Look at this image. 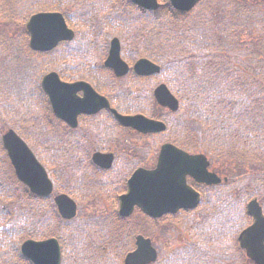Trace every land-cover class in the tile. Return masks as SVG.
Instances as JSON below:
<instances>
[{
    "label": "trees",
    "instance_id": "obj_1",
    "mask_svg": "<svg viewBox=\"0 0 264 264\" xmlns=\"http://www.w3.org/2000/svg\"><path fill=\"white\" fill-rule=\"evenodd\" d=\"M12 1L13 6L14 2L17 6V9L14 7L17 12L13 10L17 13L20 22H25L28 17L39 11L57 10L70 16L68 21L73 22L77 30L82 32L80 40L70 43L73 46L71 48L73 51L70 52L68 58L72 59V61L79 57L75 53L83 50L84 46L88 45L86 38H84L87 34L93 35L96 32L101 34L107 32L110 28H114L115 26L110 24L111 18L119 15L116 10L111 8V1L113 0H81L79 3L80 7L77 6L79 9L77 17L75 14L72 15V7L59 5L58 9H52V3L56 0ZM245 1L257 3L260 0ZM210 2L208 9L202 7V9L199 8L201 10L196 9L189 14L177 13L169 5H164L157 12H147L135 8L133 13L127 14V17H123L121 21L136 26L158 22V26L152 28L153 31H149L148 41L144 40L145 46L147 44L150 46L146 48L145 52L139 49L138 58L144 57L160 63L163 73L167 75V77L163 75L165 83L173 93H177L182 102L181 112L176 116H171V126L167 136L168 141L179 144L181 147L198 151L190 141L208 139V142H215L219 140L220 143L228 144V150L231 153L236 154L241 149L243 154H248L255 151L252 148L264 147V48L258 46L245 47L256 51L247 55L249 61L246 62L247 66L245 69L243 55V57H237L236 63L232 62L231 67L227 69V74L221 71L220 69L224 68V65L226 66L228 63V56L226 57L225 54H227L228 50H233V42L235 41L236 43L238 41L237 47L234 48H240L239 35L234 29L238 25H233V20L238 18L242 22L243 18L241 16L244 17V14L247 13L248 4H239L241 0H237L238 4L233 5L234 10L230 12L231 16H227L226 13L216 11L218 0H210ZM22 6L23 11L21 12L19 7L21 8ZM227 6L229 7V3ZM133 8L130 6V8H124V10L128 11ZM194 13L195 16H193ZM134 17L135 21L133 22ZM243 27V25L238 26L239 29ZM116 30L117 28L111 32L115 34ZM225 31L226 34L224 36L230 42L228 43L229 47H226L222 39L218 37L223 36L222 33ZM108 33L110 34V31ZM104 41H107V39ZM133 41L138 48L145 47L140 40H137V37H134ZM60 54L61 47L49 54H32L31 52L16 50L14 53L15 59L10 61L9 65H15L14 72H19V78L16 75L12 76L11 81L8 84L6 82V85L9 91H12L13 96H28L27 99L22 100L21 106L16 108L17 117L21 114L22 118H30V115L33 114L32 111H36V113L41 115L43 123L35 141L41 148V157L49 166L61 168L62 165L66 169H70V178L73 180V185L65 187L68 188L65 192L78 197L81 195L77 193V189L84 187L83 182L89 181L87 176L91 175V173L86 169L87 162L85 157L80 158L72 166L62 162L63 157L67 155L63 153L64 150H68L67 156H71L70 160L78 158L79 156L75 152L80 145L69 144L63 150L64 131L60 129L59 125H57L58 123L54 120L51 121L50 115H48V107L44 109L41 99L37 96V93L42 94L40 79L50 71H57L67 81L85 79L98 85L100 90H104L102 87L106 85V82L111 84L114 83L113 80L115 79L109 72L101 70L102 67L98 65L92 66V69L98 71L96 72L97 75L92 76V73L91 78L89 74L85 75L84 72L86 67L89 68L90 66L79 64L78 61L73 63L75 66L67 65L61 68L52 63L63 59L62 54L60 56L61 59H59ZM84 54L86 58L83 60L89 63L95 52L94 50L92 52L91 50H85ZM35 63L38 64L36 65ZM69 67L73 68L75 74H72V68L69 69ZM206 68H214L215 71L212 72L214 74L211 75V71L204 72L203 70ZM177 77L180 78L177 79ZM2 82H4L3 79ZM31 96L35 97L30 100ZM10 100L11 97L8 101ZM16 102L17 100L14 99L13 104ZM158 112L161 114L160 111ZM143 113L149 114L148 112ZM153 114L155 113L151 112V115ZM250 114L253 115V118H250ZM1 116H8V113L0 112ZM100 120L101 118L96 122H100ZM210 123L214 126L217 124L218 130H214ZM232 128H234V132L230 131ZM66 131L69 133L68 139L73 141L82 139L80 132L67 129ZM217 131H219L218 135H216ZM180 135L185 139L191 140H182L179 138ZM37 139L42 143L40 144ZM31 140L34 141L32 138ZM216 145L219 144L216 143ZM0 150L5 153L2 148L1 137ZM4 160H8L6 154ZM70 163H73V161ZM262 165V163L257 164L253 168L251 175L258 176L257 173L263 174L264 168H261ZM3 179H0V198L10 200V202L6 203L0 212V223L6 222L8 217L6 210L14 209L16 211L17 208L19 210L16 211L17 214L12 218H15L12 232L8 230L7 233L5 231L3 233L5 237L4 241H2L6 246V251L3 250L4 255L0 254L1 264H30L21 257L19 251V244H21L22 239L28 238L43 240L53 236L58 237L63 246L62 264H124V257L134 248L133 236L137 231L129 230V235L123 237L119 235L123 234L122 231L131 226L132 222L120 221L118 216L112 215L111 217H102L101 220L87 221L84 224L80 222L67 223L58 216L51 198H40L31 195L29 203L26 204L22 201L24 193H26L25 188L20 186L16 179L13 181L19 187L15 188L13 181H4ZM7 187H12V189L9 190ZM91 187H94V185ZM226 199L217 196L213 198L211 194L204 207L213 206L214 202L215 204L216 202L225 203ZM13 200L18 203H13ZM218 212L216 218L219 215V220H221L219 225H222V228L214 239L222 242L226 239L227 234L231 237L229 217L232 220V216L230 213L225 215L222 211ZM238 213L247 216L246 210L243 213ZM26 217H28L27 220L23 221ZM17 218L23 224L19 232H15L17 235H12L11 233H14V229L18 225ZM92 228L96 230L93 235L97 239H88L86 237L88 233H91L90 230ZM112 232L119 233L114 235L115 239L110 238ZM104 234L106 239H102ZM14 236L16 237L14 238ZM89 240L92 241L90 245L88 243ZM100 241L102 242L100 243ZM206 241L208 239L205 237L204 245L196 246L191 244L186 248L174 251L161 264H194V261H196V264H214L213 260L216 259L209 255L211 254L209 250L203 248ZM110 247H113L114 253ZM5 256H8V258Z\"/></svg>",
    "mask_w": 264,
    "mask_h": 264
},
{
    "label": "rangeland",
    "instance_id": "obj_2",
    "mask_svg": "<svg viewBox=\"0 0 264 264\" xmlns=\"http://www.w3.org/2000/svg\"><path fill=\"white\" fill-rule=\"evenodd\" d=\"M80 1L81 0H56L54 3H52L53 5L52 9L57 8L59 5L64 6V7H72L71 9L72 15L75 14V16L77 17L79 13V9L77 8V6L80 7V4H79ZM159 1L163 2V0H159ZM250 1H253V0H250ZM258 2L260 3L258 4ZM258 2L253 3V2H247L245 0H241V2L239 3V4L247 3L248 10H247V13L244 14V17L241 16L243 18L242 22L241 20L239 21L238 18H235L233 20V25H238V26L243 25L244 27L242 29H239L238 26L237 28H234L239 35L238 38L240 41V48H234V47H237V43H238V41L236 43L234 41L233 42L234 47L232 48L233 50H228L227 54H225L226 57L228 56V63L226 66L224 65V68L220 69L225 74H227V71H228L227 69L231 67L232 62L236 63L237 57L240 58V57H243V55H244V69H245V67L247 66L246 62L249 61L247 58V55L256 52L253 49H246L245 47L258 46V47L264 48V0H260ZM9 3H10V10L12 13L9 12L7 9L9 8ZM228 3H229V7L227 6ZM236 3H237V0H218V3H217L218 7H216V11L223 12V13H226L227 16L229 15L231 16L230 12L234 10L233 5H236ZM209 4H211L210 0H203V2L197 7V9L199 8L202 9V7L203 8L206 7L208 9V7L210 6ZM130 6L134 7V5L131 4L128 0L111 1V8L116 10L117 14L120 15V16L118 15L117 17L115 16L111 18L112 20L110 21V24L114 25L115 27L110 28L105 33H101L103 35L97 32L93 35L87 34L86 37L84 38H86L88 45L84 46L83 50H80L78 53H75V55H79V57L78 58L75 57L76 59H73V61L72 59L68 58L70 52L73 51L71 49L73 46L70 45V43H67V44L65 43V44L60 45L57 49L61 47V54L63 55V59L60 58L61 56L60 54L59 59L61 60L54 61L52 63L62 68L63 66H67V65L75 66L73 65V63L78 61L79 64L82 63L83 65L90 66L89 68L86 67V69L84 70L85 75L89 74L90 78L94 75H97L96 72L98 70L96 71L95 69H92V66L94 65L101 66L102 67L101 70L107 72L108 70L103 68V62L108 56V51L110 48L111 40L115 37H118L123 44L121 54L124 60L135 61L132 59H138V50L140 49L143 52H145L146 48L150 46L149 44L145 46V41H148L147 36L150 33L149 31L152 30V28H156L158 26V22L155 21L152 24H143L142 26L141 25L136 26L134 24H127L126 22L121 21L123 17H127L126 16L127 14L129 15L130 13H133L135 11L136 7L128 11L124 10V8H127V9L130 8ZM2 7H4V15L2 14V11H1ZM14 7L15 9H17L15 2L13 6L12 0H6V1L0 0V32L1 33L2 31L4 32L3 35H0V38L3 40L2 41L3 48L4 47L6 48V52L3 51L4 57L2 61L0 62V110L8 113V116L0 117V137L4 132H6L10 128L23 127L21 131L25 133V138L30 139L31 134L28 131H32V130L37 131L38 127L40 126L39 120H40L41 115L36 114L35 116L30 117V118H22L20 114V116L17 117L15 113L16 108L21 106L20 104L23 102L22 100L27 99L28 96L27 95H23V96L14 95L13 96L12 91H9L6 85V82L8 84V82L11 81L12 76L16 75L19 78V75H18L19 72L17 71L14 72L15 65L13 66L9 65L10 64L9 62L15 59L14 57L15 51L16 50L17 51H20V50L30 51L27 41L25 43L26 36L23 33L26 23L23 21H22L23 23H20L18 21L19 18L17 17V13H16L17 11L14 9ZM19 9L22 12L23 6L21 8L19 7ZM194 11L195 10H193L192 12ZM39 12H36V13H39ZM42 12H46V11H42ZM11 14H14V15H11ZM193 16H195V13L193 14ZM29 18L30 17H28V19L26 20H29ZM134 21H135V17L133 18V22ZM70 23L71 24L69 27L71 29H76L75 26H73V22H70ZM115 28H117V30H116V33L114 34L111 31L114 30ZM109 31H110V34L108 33ZM224 34H226V31L222 33L223 36H218V37L222 39L226 47H229L228 43L230 42L228 41V39L225 38ZM77 35L80 38V34H77ZM134 37L135 38L137 37V40H140L145 47L138 48V46L133 41ZM104 38L107 39V41H104L105 40ZM153 46H154V43H153ZM85 50H91V52L92 50H94L95 52V54L92 57V60H90L89 63L83 60L84 58H86L84 54ZM80 57L82 60L79 59ZM5 63L7 65H5ZM38 63H35V64L37 65ZM71 68L72 67H69V69ZM203 71L204 72L211 71V75H213L214 73L212 72H214L215 69L206 68ZM72 74H75V72L73 71V68H72ZM129 75H131V73ZM163 75L165 76L166 74L163 73ZM135 77L136 76L132 75L128 79H126L125 80L126 82L122 83V85H119V83L116 82V83H112L111 86L109 87L110 88L109 90L115 91L116 96L119 97V100H120L118 101L119 110L126 112V113H134V114L135 113L143 114V112H148L149 115H151V112H153L156 115L153 114L151 115L152 117L157 118V119L162 118L163 120H167V117H169L168 115L169 111L167 109H161V110L158 109L159 107L157 106V103H155L154 101L155 99L153 98V95H152L154 89L156 88L158 84L165 83L164 79L161 78L160 76H155L152 78H157V79L148 81L149 83L141 82L140 83L141 85H139V89L141 91H139L135 83L136 81ZM178 78L180 77H177V79ZM2 79L4 80V82H2ZM36 93H37V89H36ZM174 94L178 98L177 93L174 92ZM35 96H31L30 100L31 98H34ZM37 96L41 99V104L44 105L43 108L46 109L48 107V111H50V106L43 92L41 95L40 93H37ZM10 97H11V102L8 103V99ZM14 99H16L17 102L13 104ZM127 100L130 103H128ZM158 111H160L161 114ZM158 115L159 116L162 115L160 116L161 118H158ZM250 118H253L252 114H250ZM210 125L213 126L214 130H218L217 124L214 126L212 123H210ZM112 127L114 126L112 125ZM117 129H121V128H117ZM125 131L118 130L117 132L118 139L116 141L124 140V141H127V143L122 144L120 142L122 145H115V150L121 153V151H123L122 146H125L126 149L132 151V153L128 157H126V159L124 156H121L118 159V161L120 162L116 163V169L114 171L115 176L117 178H122L124 177V175L128 176L132 174V172H134L136 169H139V168H144L147 170L155 169L156 163L158 160V155L160 152V146H161V143L165 141V137L153 135L152 137H149V138L146 137L145 139H142L139 136H136L137 133H134L130 130H125ZM230 131L234 132V128H232ZM218 133L219 131L216 132V135H218ZM124 136H127V138H124ZM179 138H181L182 140H191V139H185L182 135H180ZM216 143L219 145H216ZM223 143L224 142L220 143L219 140L215 142L212 141L211 143H209L208 139H200L199 141L197 140L193 141V144L197 148L198 153H202V154L207 153L208 156H210L208 152L210 150L216 153L215 157L210 158V162L212 165L216 167L217 169V171L215 170L216 173H218L219 175L227 176L229 178V183L223 184L222 187H218L217 189L216 188L212 189L211 193L212 192L214 193V194L212 193L213 198L217 196V197H224L226 199L227 197L226 202L225 203L216 202V204L214 202V205L209 206V207H200L201 206L200 205L196 211H194L193 213L189 215L178 218L175 222L171 221V223H169V220L166 218L165 220L161 221L164 224L156 220H154L153 223H150V224L147 222L146 225L144 226L145 228L143 230L142 229L140 230L139 234L143 233L145 237L151 238L154 247L157 249L159 253V259H160L159 263L160 264L162 261L165 260V258H167L166 256L171 255L174 251L179 250L186 246H190L193 243V240L196 243H200V245H204L203 241L205 240L204 239L205 237L208 239V241H206L205 247L203 246L202 247L209 250L211 252V254L209 255H211L212 258L214 257L216 259V260H213L214 264H218V263L220 264H254L251 260L248 259V257L246 256V253L240 249L239 243L237 241L240 233L244 231V229H246L251 224L252 221L248 215L245 216L238 212L243 213L246 210L248 202L255 198H258L260 200V204L264 208V200H263L264 172L263 174L257 173L258 176L251 175V173L253 172V168L256 167L257 164L262 163L263 165L261 166V168H264V147L252 148V150H255V151L248 153L249 155L243 154L242 153L243 151H241V149L239 150V152L241 151V153L237 152L235 154V153L229 152L228 144L226 143L223 144ZM220 150H222V152H220ZM4 157H5V153H3L0 150V179L4 178L3 179L4 181L5 180L13 181L15 179V175L13 174L14 170L12 169L9 160H4ZM79 159L80 158L66 160L67 162L66 164L68 165L72 161H73V164H76ZM212 165L210 167V170L213 167ZM88 169H91V167L88 166ZM56 172H58L60 176V178H56V177L53 178L56 188L61 187L60 190L62 189L64 191H66V189L68 190V188H65V187H68L69 183H70V186L73 185L71 182H69L70 178L67 175H63L59 168H57ZM95 177L100 178L99 180L100 185L107 187L106 186L107 182L104 181L105 180L104 175H101V176L98 175ZM12 183L14 184V188L17 186L19 187V185H17L14 181ZM115 188L122 189L123 193L126 192L125 186H121L120 184H117ZM208 188L209 187H206V189ZM97 190H102L104 193L106 192V188H101ZM216 192H220V195H215ZM114 196L115 195L113 194H108L107 197L105 198L106 203H103L100 201L96 202V200L94 202L89 203V202H86L85 199L84 200L80 199L82 202H79L77 198L73 196L72 197L75 200L77 199L76 201L79 203V206H80V211H79L80 217L79 218L86 220V219L92 218V216L94 215H99L103 213L108 214L109 211H112V206H111L112 199L111 198H113ZM114 199H118V195ZM1 200L7 201V200H4L3 198H0V201ZM22 201L25 202L26 204L29 203V196L27 192L24 193V198L22 199ZM2 208H3V204L0 202V212ZM16 211L14 209L6 210L5 212L8 215L6 222L0 223V254L4 255V251H6V246L4 245V242H3L5 235L3 233L4 231L5 233H7L8 230L12 232L13 223L15 222L14 221L15 218L14 219L12 218L15 214H17ZM218 211H222V213H224L225 215H228L230 213V215L232 216V220L229 217L230 225H231L230 227L231 237L229 234H227L226 239L222 242H220V240L217 241L216 239H214L215 235L221 232L220 229L222 228V225H219L221 223V220H219V218H216L217 217L216 214L219 213ZM27 218L28 217L24 218L23 221L27 220ZM144 218L145 217L142 214V212L136 210L132 215L131 222L132 224L133 222L134 223L139 222L140 225L142 226L144 224H142L141 222L142 221L144 223L146 222ZM129 219L127 220L129 221ZM119 220L124 221L123 219H119ZM17 223L18 225L14 229V233H11L12 235H17L16 233L19 232V230L21 229V225L23 224L19 221L18 218H17ZM188 228L190 229L191 232L189 231ZM11 234L9 235L11 236ZM105 234L103 235L102 239H106ZM15 237L16 236H14V238ZM198 237L200 239H198ZM113 238L115 239V237ZM28 239H22L21 244L22 242H24L25 240L27 241ZM14 240H17V239H14ZM101 242L102 241H100V243ZM21 244H19V250H20ZM133 246H135V243H133ZM110 249L114 253L113 247H110ZM5 257L8 258V256H5ZM194 264H196V261H194Z\"/></svg>",
    "mask_w": 264,
    "mask_h": 264
},
{
    "label": "water",
    "instance_id": "obj_3",
    "mask_svg": "<svg viewBox=\"0 0 264 264\" xmlns=\"http://www.w3.org/2000/svg\"><path fill=\"white\" fill-rule=\"evenodd\" d=\"M131 1L149 10H156L159 7L156 0ZM199 1L170 0L172 6L182 12L192 10ZM27 29L31 35V47L35 51H51L60 42L71 40L73 37L59 14L36 15L28 23ZM106 66L112 68L118 76H124L129 71L128 66L121 60L120 43L117 39L112 41ZM134 69L141 76L160 72V68L148 60H140ZM42 86L50 98L56 117L73 128L77 127L79 114H95L103 108H108V104L83 83L72 85L62 83L55 73L47 75ZM81 90L85 93L84 98L77 96ZM155 97L161 106L177 110L178 102L166 86L159 87L155 91ZM113 113L120 124L142 133H156L165 129L163 124L142 116L122 117L115 111ZM3 144L18 179L39 196L51 195L53 184L28 145L13 131L4 135ZM160 159H163V162L156 171L135 173L137 182L141 181L144 184L142 186L129 184V194L121 199L123 216H129L135 206L141 208L151 218L176 214L179 210H193L199 204V195L187 186V176H192L198 183L208 185H217L221 182L215 174L208 173V163L203 156H188L173 146L166 145ZM94 162L103 168H110L113 157L96 154ZM55 202L65 219L76 216V203L69 197L58 196ZM247 211L253 218V225L240 234L238 242L250 260L255 264H264L263 210L258 201L253 200L248 204ZM137 246L138 249L128 255L126 264H150L156 261L157 253L151 247L150 240L139 237ZM22 254L34 264H60L61 261L60 246L55 239L44 242L27 241L22 246Z\"/></svg>",
    "mask_w": 264,
    "mask_h": 264
},
{
    "label": "flooded vegetation",
    "instance_id": "obj_4",
    "mask_svg": "<svg viewBox=\"0 0 264 264\" xmlns=\"http://www.w3.org/2000/svg\"><path fill=\"white\" fill-rule=\"evenodd\" d=\"M101 80V78H97ZM120 80H125V77L118 78ZM104 80H106L104 78ZM111 85H104V93L110 94L112 90H109ZM101 118L100 122H103L100 124L98 119ZM86 121L85 124L81 123L80 131L82 135V139H79L78 141H73L66 139L64 145H69L75 143L76 145H80V147L77 150V153L83 157H85L89 162L92 163V157L96 154H102L107 155L111 154L113 156L114 161L116 160V155L121 154V156H124L125 159L128 157L132 151L126 149L125 146L123 147V151L121 153L119 151L115 150V145H122L126 144L127 141H116L117 139L112 138L111 134H108L107 132L112 130V125L116 126L112 123V119H110L107 115H100L97 116L94 119H82V122ZM99 124H96V123ZM99 131V132H98ZM98 132V133H96ZM96 133V134H95ZM122 144H121V143ZM116 167V164L114 165L113 169ZM104 172L105 174L107 172H110L109 170H103L101 168H97Z\"/></svg>",
    "mask_w": 264,
    "mask_h": 264
},
{
    "label": "bare ground",
    "instance_id": "obj_5",
    "mask_svg": "<svg viewBox=\"0 0 264 264\" xmlns=\"http://www.w3.org/2000/svg\"><path fill=\"white\" fill-rule=\"evenodd\" d=\"M133 5H134V7H136V8H138V7H141V6H139V5H137V4H135V3H132ZM110 55V51H108V56ZM115 79H117V80H113V82L114 83H116V82H118L119 83V85H122V83H124V82H126L125 80L123 81V80H120V79H118V78H115ZM138 90L139 91H141L140 89H139V87H138ZM150 99V98H149ZM128 101V100H127ZM128 103H130L129 101H128ZM36 137L38 138V134L36 135ZM38 140V139H37ZM38 142L41 144L42 142L40 141V140H38ZM32 152H33V154L35 155V156H41V154L39 153V152H37V151H35V150H31ZM66 160H68V159H65L64 161H66ZM161 162H163V159L161 160H159L158 161V163H156V165H157V169L159 168V166H161ZM45 169V171H46V173H47V175H49V172H48V170L46 169V168H44ZM164 170V169H163ZM139 171H144V172H147V170L146 169H144V168H141V169H139L136 173H138ZM136 174H135V172H132V174H130V175H128V176H126V175H124V177H122V178H117L116 176H115V174H114V172H108V173H106L105 175H104V177H105V182H107V192H106V195H108V194H113L114 195V193L113 192H117V190L115 189V186L117 185V184H120L121 186H128L130 183L132 184V185H135V186H142L144 183H142L141 181H138L137 182V179L134 177ZM114 176V177H113ZM120 176V175H119ZM217 176V175H216ZM218 178H219V176H217ZM122 180V181H121ZM109 181V182H108ZM200 184H206V183H200ZM207 186H210L212 189H217L218 187H221V186H218V185H208V184H206ZM7 189H9V190H11L12 189V187H7ZM14 189V188H13ZM213 193V192H212ZM214 194V193H213ZM215 195H220V192H216L215 193ZM115 198V196L113 197V198H111V199H114ZM260 205V204H259ZM261 206V205H260ZM218 218H219V215H218ZM154 219H156V218H154ZM219 222V221H218ZM139 223V222H138ZM138 223H133L131 226H129V227H127L125 230H123L122 232H123V234H119V233H114V232H112L111 233V235H110V238H113L114 237V235H116V234H119V235H121L122 237L123 236H127V235H129V230H131V231H137V233H135V235L133 236L134 237V239H137L138 240V238L139 237H142L143 236V238L145 239V240H147V237H145L144 235H143V233L142 234H139V232H140V230L142 229H144V227L143 226H141L140 225V223L138 224ZM90 232L92 233H88L87 235H86V237L88 238V239H97V237H94V235H93V232H96V230L94 229V228H92L91 230H90ZM118 235V236H119ZM137 240L135 241L134 240V242H137ZM91 240H89L88 241V243H89V245L91 244ZM152 247V246H151ZM21 255V257L22 258H24V256H23V254H20ZM252 261V260H251ZM254 262V261H253Z\"/></svg>",
    "mask_w": 264,
    "mask_h": 264
}]
</instances>
